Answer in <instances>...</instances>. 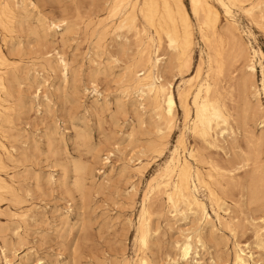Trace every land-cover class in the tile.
<instances>
[{"label": "rangeland", "instance_id": "obj_1", "mask_svg": "<svg viewBox=\"0 0 264 264\" xmlns=\"http://www.w3.org/2000/svg\"><path fill=\"white\" fill-rule=\"evenodd\" d=\"M0 1V264H264V0H209L215 29L184 0L189 67L162 0L153 24L144 0ZM151 81L171 84L172 129ZM205 106L228 124L203 133ZM183 159L210 220L178 194Z\"/></svg>", "mask_w": 264, "mask_h": 264}, {"label": "bare ground", "instance_id": "obj_2", "mask_svg": "<svg viewBox=\"0 0 264 264\" xmlns=\"http://www.w3.org/2000/svg\"><path fill=\"white\" fill-rule=\"evenodd\" d=\"M163 5H164V9H165V14L162 16L163 21H160V26L162 31L165 33L167 39H168V46L170 49H172L174 51V61L175 63H182V61L184 60V63L186 66L189 67L190 62L193 58H191L190 56V47L193 43V32H192V25L190 22V15L189 12L187 10V7L184 3V0H162ZM257 2V1H256ZM1 3V1H0ZM115 3V2H114ZM192 3V11L194 13H198V11H201V14L204 16L205 21L207 23L212 24V27L215 29L216 27V21L218 19V10L217 8H215L209 0H191ZM120 4V3H118ZM117 4V5H118ZM258 4V3H257ZM256 4V5H257ZM260 5V4H259ZM136 7V5H135ZM134 7V9H135ZM114 8V7H113ZM25 11V10H24ZM143 12V16L146 18V20L148 22H150L151 24L154 23L156 15H157V8L155 6V0H144V8L142 9ZM61 13V12H60ZM263 14V13H262ZM16 15V14H15ZM14 15V16H15ZM200 16V15H199ZM264 17V16H263ZM12 19V18H11ZM14 19V18H13ZM258 21V20H257ZM103 22V21H102ZM139 24V23H138ZM111 25V24H110ZM134 22L131 19H127L124 20L123 22H121L120 27H126V28H131L134 27ZM170 26V27H169ZM180 26H182V32L180 29ZM262 27V26H261ZM11 28V27H10ZM110 28V27H109ZM138 28V27H137ZM140 28V27H139ZM224 29V28H223ZM222 29V30H223ZM141 30V29H140ZM214 31V30H213ZM224 32L227 31L226 33H228L229 31L226 30V28L223 30ZM181 32L182 34V42L179 40V33ZM215 31H214V40H215V44H214V49L216 50L217 55L219 56V58L215 59V66L216 68H221L222 64L225 63L226 59L224 58L223 55V49L222 47L218 46L217 43V37L215 36ZM230 33V32H229ZM228 33V34H229ZM212 37L213 34L211 33ZM231 37V34H229ZM144 37V36H143ZM233 37V35H232ZM235 37V36H234ZM206 38V37H205ZM12 39V38H11ZM10 39V40H11ZM144 39V38H143ZM229 39V38H228ZM234 41H237L234 39ZM240 41V40H239ZM236 43V42H235ZM241 43V42H239ZM208 44V42H207ZM238 44V42H237ZM235 44V45H237ZM239 46V45H237ZM242 46V45H241ZM149 48V47H148ZM237 48V47H236ZM242 48V47H241ZM16 49V47H15ZM145 49V48H144ZM210 49V47H209ZM238 49V48H237ZM244 49V48H243ZM134 50V49H133ZM212 51V49L210 50ZM245 51V50H244ZM15 52V50H14ZM240 52V51H239ZM147 53V52H146ZM171 53V52H170ZM241 53V52H240ZM244 53V52H243ZM3 54V53H2ZM244 55V54H243ZM246 55V54H245ZM241 56V55H239ZM5 57V56H4ZM147 58V56H145ZM229 57V56H228ZM230 58V57H229ZM228 58V59H229ZM234 58V57H233ZM231 58V59H233ZM240 58V57H239ZM143 59V58H142ZM237 59V57H236ZM234 60V59H233ZM10 61V60H7ZM12 61V60H11ZM232 60H228V62L231 63ZM236 61V60H235ZM249 61V60H248ZM168 62V61H167ZM145 63V62H144ZM168 64V63H167ZM232 64H234L232 62ZM230 64V65H232ZM129 65V64H128ZM202 64H200L199 66V70L200 68H202L201 66ZM66 67L65 65H62ZM145 66V65H143ZM143 66H140L143 68ZM235 66V65H234ZM230 67V66H228ZM166 68L168 69V67L166 66ZM232 68V66L230 67ZM165 71V68H163ZM225 69V68H224ZM239 69V68H238ZM248 69L250 71H252L253 73L256 71V66L253 62L248 64ZM135 70V69H134ZM203 70V69H202ZM230 69H227V71H229ZM233 70V69H232ZM240 70V69H239ZM2 71V70H1ZM226 71V73H227ZM236 71V66H235V70ZM61 72V71H60ZM183 72V71H182ZM232 72V71H231ZM231 72H228V74L231 76ZM163 73V71H162ZM186 73V72H184ZM211 73V72H210ZM234 73V72H233ZM256 73V72H255ZM202 74V73H201ZM224 74V71H223ZM135 75V74H134ZM212 75V74H211ZM238 75V74H237ZM133 76V75H132ZM240 76V75H238ZM247 76V75H246ZM245 76V77H246ZM215 77V76H214ZM236 77V76H235ZM248 77V76H247ZM129 78V77H128ZM133 78V77H132ZM225 78V77H224ZM237 78V77H236ZM151 78L149 76H145L143 78V80L145 81H149ZM192 79V78H190ZM230 79V78H229ZM244 79V76H243ZM242 79V80H243ZM246 79V78H245ZM245 79L243 81H245ZM249 79V77H248ZM158 80H160L158 78ZM215 80V79H213ZM212 80V81H213ZM228 80V79H227ZM126 81V80H125ZM132 81V79H131ZM161 81V80H160ZM222 81V80H221ZM236 81V80H235ZM238 81V80H237ZM162 82V81H161ZM160 82V83H161ZM218 82V81H217ZM130 83V81H129ZM0 84L3 85V78L0 77ZM166 84V83H165ZM163 83H161L160 86L154 85V82H149L147 83L146 87L148 88L149 91H155L156 92V104H158V109H159V116L161 119L164 120L165 125L167 126V128L172 129L173 126V121L174 118L176 116V102L174 99V93H173V89H171V84L165 85ZM218 84V83H217ZM242 84H244L242 82ZM232 85V84H231ZM234 87V86H233ZM209 88V87H208ZM207 88V89H208ZM220 88V86H219ZM243 88V87H242ZM19 89V88H18ZM142 91H144V89H142ZM236 91V90H235ZM244 92V91H243ZM150 93V92H149ZM159 93H163L162 94V98H163V102L161 104V101L159 99ZM4 95V94H3ZM18 95V94H17ZM247 95V94H246ZM9 98V95H8ZM249 98V97H248ZM236 102V101H235ZM181 105L186 113V115L188 116L190 114V104L188 102L187 97H183L181 99ZM146 106V105H145ZM254 107V106H253ZM155 108V107H154ZM205 113L204 116L201 119L202 124L204 125V129H203V133L208 134V129L213 128L214 124L216 126H219L221 123L222 124H228V116L227 114L220 110V109H213L212 107H208L205 106L204 107ZM246 111V110H245ZM249 117V116H248ZM193 118V117H192ZM176 120V119H175ZM5 122V121H4ZM162 123V122H161ZM164 130V129H163ZM13 132V131H12ZM223 132V131H222ZM246 132H248L246 130ZM15 133V132H14ZM166 134V133H165ZM264 136V134H262ZM252 136V135H251ZM257 136V135H256ZM162 137V136H161ZM246 137V136H245ZM19 138V137H18ZM243 138V137H242ZM157 139V138H156ZM167 139V138H166ZM243 140V139H242ZM241 140V141H242ZM196 141V140H195ZM247 142V141H246ZM196 143V142H195ZM198 143V142H197ZM196 143V144H197ZM82 146V145H81ZM164 146V145H163ZM200 146V145H199ZM50 148V147H49ZM80 148V147H79ZM201 148V146H200ZM241 148V147H240ZM244 150V149H243ZM252 150V149H251ZM257 150V148H256ZM6 151V150H5ZM49 151V150H48ZM247 151V150H246ZM208 152V151H207ZM206 152V153H207ZM249 152V151H248ZM247 152V153H248ZM257 153H259V151H256ZM5 153V152H4ZM251 153V152H250ZM252 154V153H251ZM260 154V153H259ZM8 155V154H7ZM210 155V154H208ZM214 156V155H213ZM252 156V155H251ZM260 157V155H258ZM212 157V156H211ZM235 157V156H234ZM213 158V157H212ZM244 158V157H243ZM252 158V157H251ZM261 158V157H260ZM6 159V158H5ZM204 159V158H202ZM247 159V158H246ZM249 159V158H248ZM184 160V159H183ZM238 160V159H237ZM205 161V160H204ZM15 162V161H14ZM254 162V161H252ZM262 162V161H260ZM204 163V162H203ZM206 164V163H205ZM8 166V165H7ZM87 166V165H86ZM254 167V166H251ZM13 168V167H12ZM83 168V167H82ZM78 169H80L78 167ZM251 169V168H250ZM1 170V169H0ZM82 170V169H81ZM80 171V170H79ZM252 171V170H251ZM241 174V173H240ZM253 174V173H252ZM263 174V173H262ZM14 175V174H13ZM24 175V174H23ZM189 175H190V165L188 163V161L185 159L184 163H183V167L181 170V178L179 180V184L177 186L178 188V194H182L183 197H185L186 202L188 203L189 206H192L193 208L195 207L197 211L202 212L204 218L210 220L212 219L211 216L209 215V213L206 210L205 207V203L204 201L200 200L199 198H196L191 192H190V182H189ZM159 176V175H158ZM236 176V175H235ZM261 176V175H260ZM64 177V176H63ZM239 177V176H238ZM253 176H251L252 178ZM262 179V177H260ZM259 178V179H260ZM15 179V178H14ZM4 179L0 176V181H3ZM78 180V179H77ZM153 180V179H152ZM81 181V180H80ZM15 184V183H14ZM258 184V183H257ZM263 185V184H262ZM6 187V186H5ZM257 187V186H256ZM36 188V187H35ZM260 188V186H259ZM241 189V188H240ZM263 189V188H262ZM145 193V192H144ZM263 196V193L261 194ZM177 196V195H176ZM159 197V196H158ZM181 198V197H180ZM154 199V198H153ZM154 202V201H153ZM178 202V201H177ZM151 210V209H150ZM24 226V225H23ZM26 235V234H25ZM260 238H261V242L264 244V225L262 227H260V229H258L257 234ZM142 239L145 240V234H142ZM200 240V238H199ZM191 249H192V237H188V239L183 243L182 245V255L184 258H187L188 255L191 253ZM4 250V249H3ZM244 252L242 250H240L238 253H236V259L238 261V263L240 264H244L245 263V259H244Z\"/></svg>", "mask_w": 264, "mask_h": 264}]
</instances>
